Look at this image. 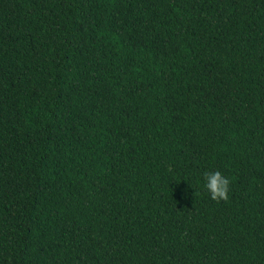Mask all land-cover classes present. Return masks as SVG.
<instances>
[{"label": "trees", "instance_id": "1", "mask_svg": "<svg viewBox=\"0 0 264 264\" xmlns=\"http://www.w3.org/2000/svg\"><path fill=\"white\" fill-rule=\"evenodd\" d=\"M0 264H264V0H0Z\"/></svg>", "mask_w": 264, "mask_h": 264}, {"label": "clouds", "instance_id": "2", "mask_svg": "<svg viewBox=\"0 0 264 264\" xmlns=\"http://www.w3.org/2000/svg\"><path fill=\"white\" fill-rule=\"evenodd\" d=\"M202 183L212 200L227 201L230 192V178L219 170H209L202 174Z\"/></svg>", "mask_w": 264, "mask_h": 264}]
</instances>
